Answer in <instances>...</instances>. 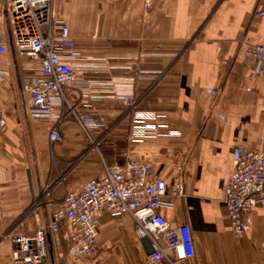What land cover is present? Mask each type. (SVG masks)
<instances>
[{
	"label": "crops",
	"instance_id": "1",
	"mask_svg": "<svg viewBox=\"0 0 264 264\" xmlns=\"http://www.w3.org/2000/svg\"><path fill=\"white\" fill-rule=\"evenodd\" d=\"M262 7L264 0H53V17L75 44L65 58L78 76L65 92L89 120V135L59 99L57 118L32 106L22 86L38 78L40 63L20 57L0 24L9 45L0 54V264H21L13 237L47 225L67 191L128 158L150 160L168 180L182 167L185 195L168 196L173 206L162 210L172 225L191 228L196 254L180 264H264V209H253L236 234L224 201L241 151L264 149V76L244 54L264 43V17L254 15ZM133 111L157 114L148 122L163 125L161 136L132 140ZM54 127L61 139L53 142ZM70 235L66 224L48 236L42 264H147L127 215L101 219L93 257L72 255Z\"/></svg>",
	"mask_w": 264,
	"mask_h": 264
},
{
	"label": "built area",
	"instance_id": "2",
	"mask_svg": "<svg viewBox=\"0 0 264 264\" xmlns=\"http://www.w3.org/2000/svg\"><path fill=\"white\" fill-rule=\"evenodd\" d=\"M254 15L264 17V7L254 11ZM0 24H7L20 57L40 63L38 78L22 86L32 106L47 111L53 118L59 117L57 106L66 107V115L72 116L89 135V120L81 108L70 103L65 92L78 76L65 58L73 57L75 44L67 23L53 17V0H0ZM8 49L7 41L0 40V54ZM244 54L260 64L257 73L264 76V43L248 45ZM6 77L7 72L0 70V82ZM55 99L60 100L59 105ZM157 117L152 112L133 111L130 138L138 141L161 136L163 125L148 122ZM6 125V113L0 105V132ZM50 139H61L57 127L50 132ZM185 187L186 177L180 165L170 180L156 176L150 160L128 158L123 164L105 166L102 176L65 193L47 225H38L32 234L13 237V261L42 264L48 256V236L59 233L66 224L71 231L69 252L78 258L93 257L98 252L101 219L106 215H127L133 220L137 237L146 238L151 244L147 264H180L195 256L194 237L187 223L172 225L162 210L173 206L168 196H184ZM224 201L234 232L244 233L248 214L255 208L264 209V149L241 151Z\"/></svg>",
	"mask_w": 264,
	"mask_h": 264
},
{
	"label": "water",
	"instance_id": "3",
	"mask_svg": "<svg viewBox=\"0 0 264 264\" xmlns=\"http://www.w3.org/2000/svg\"><path fill=\"white\" fill-rule=\"evenodd\" d=\"M29 181H30V184L32 185V180H31V177H29ZM142 243L147 251V253H151L152 252V247H151V244L150 242L148 241V239L146 238H143L142 239Z\"/></svg>",
	"mask_w": 264,
	"mask_h": 264
}]
</instances>
